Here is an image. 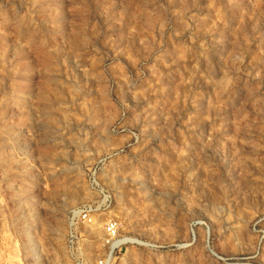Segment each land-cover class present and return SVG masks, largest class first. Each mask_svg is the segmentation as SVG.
<instances>
[{
  "label": "rangeland",
  "instance_id": "rangeland-1",
  "mask_svg": "<svg viewBox=\"0 0 264 264\" xmlns=\"http://www.w3.org/2000/svg\"><path fill=\"white\" fill-rule=\"evenodd\" d=\"M103 260L264 264V0H0V264Z\"/></svg>",
  "mask_w": 264,
  "mask_h": 264
},
{
  "label": "built area",
  "instance_id": "built-area-1",
  "mask_svg": "<svg viewBox=\"0 0 264 264\" xmlns=\"http://www.w3.org/2000/svg\"><path fill=\"white\" fill-rule=\"evenodd\" d=\"M115 227L114 226H109V228H108V234H110L109 235V238L112 240L114 237H115ZM98 264H106V261H101L100 263H98Z\"/></svg>",
  "mask_w": 264,
  "mask_h": 264
}]
</instances>
